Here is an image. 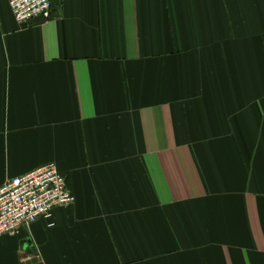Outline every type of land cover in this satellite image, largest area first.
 Segmentation results:
<instances>
[{
  "label": "crops",
  "instance_id": "0c3cea01",
  "mask_svg": "<svg viewBox=\"0 0 264 264\" xmlns=\"http://www.w3.org/2000/svg\"><path fill=\"white\" fill-rule=\"evenodd\" d=\"M50 163L0 264H264V0H0V187Z\"/></svg>",
  "mask_w": 264,
  "mask_h": 264
},
{
  "label": "built area",
  "instance_id": "2783aa9c",
  "mask_svg": "<svg viewBox=\"0 0 264 264\" xmlns=\"http://www.w3.org/2000/svg\"><path fill=\"white\" fill-rule=\"evenodd\" d=\"M54 0H7L15 22L23 27L36 19L51 17ZM65 177L50 163L10 179L0 187V239L18 236L37 221L53 227L54 211L69 208L74 197Z\"/></svg>",
  "mask_w": 264,
  "mask_h": 264
},
{
  "label": "water",
  "instance_id": "95a60500",
  "mask_svg": "<svg viewBox=\"0 0 264 264\" xmlns=\"http://www.w3.org/2000/svg\"><path fill=\"white\" fill-rule=\"evenodd\" d=\"M27 245H30V242L29 241H22L21 242V251L23 252V250L25 249V247Z\"/></svg>",
  "mask_w": 264,
  "mask_h": 264
}]
</instances>
